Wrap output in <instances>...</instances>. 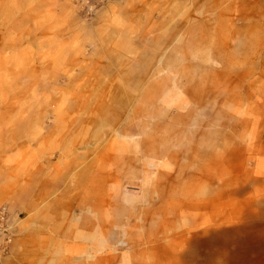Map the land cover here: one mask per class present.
Listing matches in <instances>:
<instances>
[{"label":"rangeland","instance_id":"374dc122","mask_svg":"<svg viewBox=\"0 0 264 264\" xmlns=\"http://www.w3.org/2000/svg\"><path fill=\"white\" fill-rule=\"evenodd\" d=\"M0 264H264V0H0Z\"/></svg>","mask_w":264,"mask_h":264}]
</instances>
